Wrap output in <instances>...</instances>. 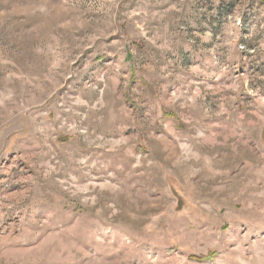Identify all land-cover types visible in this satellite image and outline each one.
Listing matches in <instances>:
<instances>
[{"label":"rangeland","instance_id":"rangeland-1","mask_svg":"<svg viewBox=\"0 0 264 264\" xmlns=\"http://www.w3.org/2000/svg\"><path fill=\"white\" fill-rule=\"evenodd\" d=\"M0 264H264V0H0Z\"/></svg>","mask_w":264,"mask_h":264},{"label":"trees","instance_id":"trees-1","mask_svg":"<svg viewBox=\"0 0 264 264\" xmlns=\"http://www.w3.org/2000/svg\"><path fill=\"white\" fill-rule=\"evenodd\" d=\"M210 257L212 258L213 255H211V256H207V257H204V258H193V259H195V260H197V261H203V260H205V259H209Z\"/></svg>","mask_w":264,"mask_h":264}]
</instances>
